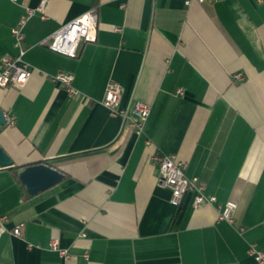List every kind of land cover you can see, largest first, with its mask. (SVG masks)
I'll use <instances>...</instances> for the list:
<instances>
[{
  "label": "crops",
  "instance_id": "obj_1",
  "mask_svg": "<svg viewBox=\"0 0 264 264\" xmlns=\"http://www.w3.org/2000/svg\"><path fill=\"white\" fill-rule=\"evenodd\" d=\"M42 1L0 0V72L2 57L17 54L13 27ZM92 7L97 41L77 57L40 44ZM25 47L28 83L0 87V108L15 118L0 123V146L14 165L47 162L65 179L31 196L0 169V264H257L249 249L264 253V3L46 0ZM59 71L75 76L76 96L52 81ZM111 82L128 115L136 101L150 105L143 134L102 104ZM157 154L185 163L217 203L195 209L187 193L174 205ZM228 201L234 223L219 219ZM54 239L69 258L50 248Z\"/></svg>",
  "mask_w": 264,
  "mask_h": 264
},
{
  "label": "built area",
  "instance_id": "obj_2",
  "mask_svg": "<svg viewBox=\"0 0 264 264\" xmlns=\"http://www.w3.org/2000/svg\"><path fill=\"white\" fill-rule=\"evenodd\" d=\"M17 4L20 0H10ZM199 3L205 0H197ZM218 1V0H210ZM264 3V0H258ZM46 0H43L37 10L26 9V13L21 17L16 26L12 29L14 38V48L17 50L16 55L6 53L2 57L0 72V87L9 86L23 87L32 76L31 66L25 61L24 57L27 53L25 47V28L30 17L37 11L43 12ZM98 10L92 7L86 13L71 21L67 25L44 38L40 44L47 47L53 52L63 54L65 56L75 58L78 56L80 48L83 44L95 43L97 41L98 31ZM238 76L237 78H239ZM52 81L59 88L64 89L69 96L74 97L78 94L73 87L75 76L66 71H59L51 77ZM178 93H183V89H179ZM123 95L122 87L115 82H111L105 92L102 104L109 110L112 116H123L128 122L129 127L136 135L144 132L146 122L149 118L151 107L147 103L136 101L133 105L132 115H128L120 107ZM7 123L11 126L15 125V118L6 115ZM153 162L159 169V180L162 185L169 188L172 192L171 201L174 205L179 206L185 194H192V203L195 209L205 205H215L217 198L213 195L206 194V184L199 177H188L186 175V164L178 161L173 155L157 154L152 157ZM237 204L234 201H228L225 205H218L219 219L234 223V212ZM6 218L0 221L1 230L5 231L4 222ZM21 226H16L12 233L16 237H21ZM29 248H32L30 245ZM50 248L67 259L69 253L60 247L58 240L54 239L50 243ZM249 255L254 258L257 264H264V253L251 246ZM87 257V255H86Z\"/></svg>",
  "mask_w": 264,
  "mask_h": 264
},
{
  "label": "water",
  "instance_id": "obj_3",
  "mask_svg": "<svg viewBox=\"0 0 264 264\" xmlns=\"http://www.w3.org/2000/svg\"><path fill=\"white\" fill-rule=\"evenodd\" d=\"M6 112L0 108V123L7 124ZM14 162L8 153L0 146V169H10ZM21 184L27 193L36 196L60 184L65 175L47 162L30 163L18 171Z\"/></svg>",
  "mask_w": 264,
  "mask_h": 264
},
{
  "label": "trees",
  "instance_id": "obj_4",
  "mask_svg": "<svg viewBox=\"0 0 264 264\" xmlns=\"http://www.w3.org/2000/svg\"><path fill=\"white\" fill-rule=\"evenodd\" d=\"M24 166H18V165H14L12 168H10V170L14 173L15 178L17 179V181L21 184L19 177H18V171L21 170ZM24 187V186H23Z\"/></svg>",
  "mask_w": 264,
  "mask_h": 264
}]
</instances>
